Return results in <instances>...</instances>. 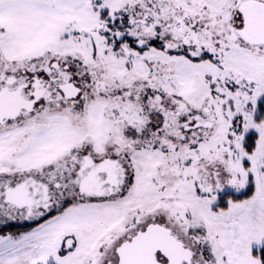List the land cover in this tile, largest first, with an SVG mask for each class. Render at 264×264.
<instances>
[{
    "label": "snow or ice",
    "instance_id": "obj_1",
    "mask_svg": "<svg viewBox=\"0 0 264 264\" xmlns=\"http://www.w3.org/2000/svg\"><path fill=\"white\" fill-rule=\"evenodd\" d=\"M0 264H264V0H0Z\"/></svg>",
    "mask_w": 264,
    "mask_h": 264
}]
</instances>
